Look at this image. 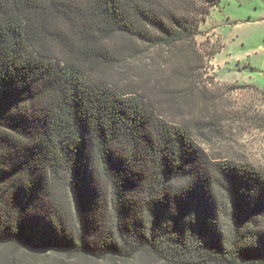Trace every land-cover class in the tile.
<instances>
[{"label": "trees", "instance_id": "obj_1", "mask_svg": "<svg viewBox=\"0 0 264 264\" xmlns=\"http://www.w3.org/2000/svg\"><path fill=\"white\" fill-rule=\"evenodd\" d=\"M218 1L0 0V264H264V170L197 138Z\"/></svg>", "mask_w": 264, "mask_h": 264}, {"label": "rangeland", "instance_id": "obj_2", "mask_svg": "<svg viewBox=\"0 0 264 264\" xmlns=\"http://www.w3.org/2000/svg\"><path fill=\"white\" fill-rule=\"evenodd\" d=\"M199 29L202 34L196 43L205 56L201 84L221 94L220 106L211 111L222 114V119L220 131L215 127L205 133L199 130L197 138L216 157L249 162L264 170V0H219L200 21ZM115 40L122 44V38ZM166 52L154 48L144 56L133 53L130 59L136 67L152 70L153 83L158 73L150 60L164 63ZM125 57L129 58L126 52ZM131 73L120 74L122 85L134 80ZM193 116L202 115L195 112ZM26 263L35 264L29 254ZM69 264L81 263L72 260Z\"/></svg>", "mask_w": 264, "mask_h": 264}]
</instances>
